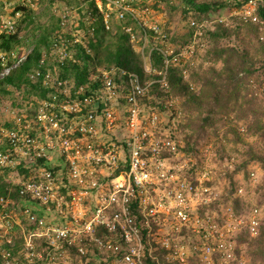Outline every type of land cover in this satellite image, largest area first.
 <instances>
[{"label":"built area","instance_id":"obj_1","mask_svg":"<svg viewBox=\"0 0 264 264\" xmlns=\"http://www.w3.org/2000/svg\"><path fill=\"white\" fill-rule=\"evenodd\" d=\"M79 1H85L81 7L55 10L60 33L30 74L33 82L42 80L43 88L54 93L41 101L33 118L17 110L16 127L0 129V170L11 171L6 193H0V262L189 264L196 258L200 264H247L243 250L237 251V239L240 234L259 236L264 209L249 208L247 222L236 234L210 216H201L212 171L206 162L198 165L181 151L176 134L182 114L175 99H158L157 106L146 102L154 99L155 83L169 92L171 68H181L185 80L190 78L199 66L198 57L206 52L210 32L236 24L224 18L198 20L188 13L190 42L173 50L171 34L148 20L149 2L154 0ZM224 1L241 4L232 18L261 24L257 13L264 0ZM88 4L97 8L106 31L112 29L113 16L121 22L131 16L139 31L124 28L130 42L153 44L163 58L160 70L151 63L145 67L158 80L143 82L120 66L95 65L89 85L98 87L86 96L85 87L60 79L49 59L76 63V46L94 38L96 11ZM80 10L85 29L80 28ZM15 24L7 20L0 34H16ZM86 53L93 56L92 50L86 48ZM0 58L5 61L6 56ZM251 86L264 91L254 80ZM190 88L194 90L193 83ZM233 195L243 198L244 187H236ZM183 233L189 235L186 244L179 241ZM16 245L17 258L12 257Z\"/></svg>","mask_w":264,"mask_h":264},{"label":"trees","instance_id":"obj_2","mask_svg":"<svg viewBox=\"0 0 264 264\" xmlns=\"http://www.w3.org/2000/svg\"><path fill=\"white\" fill-rule=\"evenodd\" d=\"M28 1L29 0H24L20 2L18 10H21L23 13L31 10L32 8L30 9L29 4H27ZM45 1L48 2L50 6H53L52 14L55 20L58 22V27L56 28L55 33H57L61 29L60 19L55 14V10L58 8L60 2L68 1L69 7H81L85 2L79 0ZM235 1L236 0H233V3ZM230 3L231 2L227 3L224 0H186V11L187 13H191L194 18L203 20L206 19V16L204 14H207L214 10L217 11V9L222 10L223 8H227L228 10L234 11V9H238L241 7V4L234 5ZM88 6L89 9H93L94 4H88ZM83 11L84 10H80L79 12L81 16V29L86 28L84 23L85 15L83 16ZM257 16L261 22V24L259 25L250 23L243 24L242 21L234 19L233 23L236 24V27L229 28L218 26L214 33L210 32L208 34V36L205 38V42L207 43L205 56H211V60L213 61V63L206 73V76L208 78H205V81L203 80V82H201V84L203 83V85L200 87V90L199 88H197L198 86H196V84L198 83L195 82V84V79H192V77H194L195 75L194 73H196L194 69L192 72H190V78L188 80H185L182 75L183 70L179 67H174L170 69V74L167 79L169 92L166 93V91L162 89L160 83H155L151 87V96L154 99H150L149 101L146 100V102L152 103V105L157 106L156 103L158 99L166 101L169 96L172 95L176 99H179L178 97L183 98L184 103L181 105L183 107L181 110H189L195 105V112L198 111L199 116L203 115L205 109L207 110V114L210 118H204L200 127H204L205 124H208L214 117V115L218 113V105L221 104V106H225L228 102H231L234 105L239 106L242 111L246 109V114L248 116V119H250L249 132L253 134H259L262 136V138H264V120L259 113V111L264 110L260 106H263L262 103H264V100L262 102L258 101V98L253 94L251 86V80H254L255 83L259 85H262L264 83V79L260 80L262 72L264 71V67L261 69L260 66L257 65L255 59L247 52V50H243V45L248 42V39L250 40L251 38H258L257 40L261 41V37L264 35V7L259 9ZM21 23V20L17 21V23L15 24L16 28L21 27ZM23 23L26 26H33L35 24V18L32 16V14H28V18L24 19ZM125 25H135L137 27L136 29H138L135 21L130 16L126 18ZM121 26L122 24L116 25V21H114V29L106 31L105 26L101 30H98L95 29V25L93 24L92 28H94V38L91 39V42L88 44V50H92L93 56L87 54L86 50L81 48L78 57V59L81 60L79 61V63L68 62L66 65L64 64L65 66L58 65L59 69H62V78L75 80L77 86H84V95L86 96L90 95L91 91L95 90L98 87V84L89 85V65H91L92 63L98 65L99 67L106 66L107 68L114 65L120 66L128 72L136 73L143 82L152 81L153 78L158 80L159 78H156L153 75L154 72H147L145 66L142 63H135V56L141 58L143 54H136L134 52L129 42L128 36L125 35L124 32H122ZM243 27L247 29L246 36H244ZM225 30H228V33L230 35V38L228 40L230 42L228 45L223 47L220 46L219 38H221L223 32H226ZM115 32H117V34H115ZM191 35L192 32L190 30L188 34L189 39L187 42H190ZM87 36L89 35L87 34ZM211 36L216 39V44L210 51L211 48H208V45L211 41ZM51 37L52 36L48 34L47 36H43V39L40 40V42L35 41L34 43H43L48 46V48H50ZM23 43L24 41L22 39L20 40L17 35H8L5 33L0 35V54L6 56L5 61L0 58V73L6 68L13 67L10 75H8L5 79L0 80V112H3L5 110H12L18 105H22L23 107L26 102L32 103L34 97L39 98V101L43 100L47 97L48 93H54V90H44L41 86V83H32L29 77H27L29 72L33 71L34 68L39 67V62L42 58V53L39 51V48H35L34 46V51L28 56L24 63L22 65L17 64L19 58L23 54ZM260 44V49L263 52L264 41H261ZM139 46L142 49L141 52L144 53L145 47H143V42H140ZM12 53H17L18 56L13 59L11 58ZM150 55L154 66L153 69L160 70L163 66V58L161 54H159L157 51H153L152 53H150ZM262 61L264 62V58H262ZM217 63L223 64V68L221 70L216 69L215 64ZM255 63L257 66L255 65ZM191 74L194 75L192 76ZM190 83L194 84V90H191ZM8 87H11V89L9 90ZM254 92L256 93V91ZM242 94L245 95L243 98V102L241 101L243 96ZM5 96H10V98H7ZM28 98H31V100H27ZM37 103L35 102V104H32L36 107ZM183 111H181L182 115L183 113H185V111ZM4 125L8 128L11 127L12 129L16 127L15 125L12 126L8 122ZM242 129L243 128H241V132L246 133V130ZM180 132L181 124L179 123L178 133L176 134L177 138ZM181 151L185 152L184 146H182ZM0 172L5 178L9 177L11 173L10 170H0ZM8 185L9 184L7 182V178L4 181L0 177L1 194L6 193ZM262 206L264 205H260V207ZM237 243L239 246L237 248V251H246L247 255L250 257V261L254 258L255 261H257V258L264 260V223L257 238L252 239L248 235L240 234L237 239ZM243 247H245V249H242ZM192 259L193 258H191V260Z\"/></svg>","mask_w":264,"mask_h":264},{"label":"rangeland","instance_id":"obj_3","mask_svg":"<svg viewBox=\"0 0 264 264\" xmlns=\"http://www.w3.org/2000/svg\"><path fill=\"white\" fill-rule=\"evenodd\" d=\"M20 2H22V0H0V26L4 21L12 18L13 11L15 8L19 7ZM61 4L69 5L68 1H63ZM29 6V8L32 9L28 11L29 13L24 12L23 16H20L22 26L17 27L18 35L24 41L22 53L27 54L34 46L35 48H39L40 52L47 51L49 49L48 46L43 43L38 44L34 42H40L43 36H47L48 34L52 36V34L55 33L58 22L52 14L53 6H50L45 0H30ZM150 6L154 12V20L160 22L164 26V29L171 33L172 40L170 44L173 50H178L185 46L188 43V34L190 31L186 25L188 16L186 11V0H175L172 4L171 0H154ZM93 10L96 11L95 29L101 30L104 27V20L95 6ZM219 10L221 9H217V11L214 10L204 15L211 21L224 18L227 22L231 23L234 20L231 16V10L227 8H223L221 11ZM28 14H32L35 18V24L33 26H26L23 23L24 19L28 18ZM243 28L244 36H246L247 29L245 27ZM225 31L226 32H223L221 35V38H219L220 46L223 47L230 42L228 40L230 38L228 30ZM257 39H248V42L243 45V50H247L255 59L257 65L262 69L264 67V62L262 61V58H264V51H261V41ZM215 40L216 39L211 36V41L208 45V48H211L210 51L216 44ZM150 51L151 46L146 47L144 53H137L134 51L136 54H143V58L135 56V63H142L144 66L146 62L148 64L149 61L147 58ZM205 55L206 52L198 57L199 66L194 70L196 73H194L195 75L193 74L194 77H192L193 80L195 79L194 83H198L195 84L198 86L197 88H199V90L203 85L201 82H203V80L205 81V78H208L206 73L213 63L211 60L212 57ZM215 67L217 70H221L223 64L217 63ZM262 79H264V71L262 72L260 80ZM257 85L263 87L264 83L262 85ZM8 88L9 90L11 89V87ZM254 91L255 90H253V94L258 98V101L262 102L264 91L260 88L256 93ZM242 95L241 101L243 102L245 95ZM5 97L10 98V96ZM172 97L178 104L177 109L183 111L181 110L183 108L181 105L184 103L183 98L178 97L179 99H176L173 95ZM27 100L30 101L31 98ZM38 101L39 98L34 97L32 103L35 104V102L37 103ZM262 104L263 106H260L264 109V103ZM194 107L189 110L187 109L188 111L184 110L185 113H183L180 122L181 132L178 136L180 137L181 145L185 147L186 154L188 153L193 161L198 164H200L201 161L206 162L209 169L212 171L211 179L207 185L208 193L205 195L207 203L200 212V215L206 214L213 218L214 221L216 220L219 223L225 224L223 227L224 230L231 229V232H235V234L239 233L247 222V218H244L247 210L254 205H264V138L259 134L249 132L250 119H248L246 109L242 111L239 106L231 102H228L225 106H221V104L218 105V113L215 114L211 121L205 124L204 127H200L202 120L204 118H210L207 114V110L205 109L203 115L199 116V112H195ZM26 108L30 115H34L36 109L34 105L32 108H30L29 105ZM262 111H259V113L264 120V110ZM8 119L9 113L6 110L0 112V125L5 124ZM241 128H243L242 130L245 129L246 133L241 132ZM252 173L255 174L254 177ZM0 177L4 181L8 178H5L1 172ZM238 186L244 187V197L239 200L233 195ZM239 221H242V225ZM180 240L184 244L188 243L189 235L186 233L181 234L179 236V241ZM193 240H196L195 236ZM242 249H245V247ZM19 250V246L16 245L12 252V257L17 258V252ZM243 252L247 258L246 251ZM249 259L248 264H264V260L257 258V261H255V258H251V262ZM0 264L2 263L0 262ZM189 264L200 263L196 258H193Z\"/></svg>","mask_w":264,"mask_h":264},{"label":"clouds","instance_id":"obj_4","mask_svg":"<svg viewBox=\"0 0 264 264\" xmlns=\"http://www.w3.org/2000/svg\"><path fill=\"white\" fill-rule=\"evenodd\" d=\"M22 1H24V0H22ZM175 0H171V4L174 2ZM61 2H63V1H61ZM61 2H60V4H59V8H64V7H69V5H62L61 4ZM154 1H150L149 2V6H150V4H152ZM30 3V0L28 1V4ZM20 5V4H19ZM73 7H77V6H73ZM150 8H151V6H150ZM17 12H21V16H23V12L21 11V10H18V8H15V10L13 11V15H12V18H11V20H13V21H15L16 23H17V21H19L20 20V17H18L17 16ZM130 16V15H129ZM128 17V16H127ZM131 17V16H130ZM9 20V19H8ZM148 20L149 21H152V22H154V23H158V24H160L163 28H164V26L160 23V22H156L155 20H154V12L152 11V8H151V13H150V15H148ZM7 21V20H6ZM6 21H4V22H6ZM114 21H116V25L117 24H122V32H124L125 33V35H127L128 36V34L125 32V29L124 28H131L133 31H135V32H137V31H139L138 29H136L137 27L135 26V25H133V26H127V25H125V23H126V21H123V22H121V21H118L117 19H115V17L113 16L112 17V19H111V22H112V29H114V27H113V23H114ZM3 22V23H4ZM2 23V24H3ZM2 26V25H1ZM1 26H0V30H1ZM17 29V28H16ZM111 29V30H112ZM61 30V29H60ZM60 30L57 32V33H54L52 36L53 37H51V46H52V41H53V38L57 35V34H59L60 33ZM167 31V30H166ZM2 34H4V33H2ZM6 34V33H5ZM115 34H117V32H115ZM171 34V33H170ZM1 35V34H0ZM11 35H17L18 36V38L21 40L22 38L18 35V32H16V34H11ZM128 38H129V36H128ZM171 40H172V36H171ZM129 42H130V40H129ZM171 42V41H170ZM89 44V43H88ZM88 44H85V45H78V46H76L77 47V50H78V52L80 51V49L82 48V49H84V50H86V48L88 49ZM130 44H131V46H132V48H133V50L134 51H136L137 53H142L141 52V48H140V46H139V43H135V44H133V43H131L130 42ZM148 46H151V51L149 52V56H148V61H149V63H151L152 65H153V63L151 62L152 60H151V55H150V53H152L153 51L155 52V51H157V49L155 50L154 49V45L153 44H148ZM86 47V48H85ZM143 47H147V45H145V44H143ZM30 50H32V52L34 51V48H31ZM50 50H51V47L46 51H43V52H50ZM43 52H41L42 53V55H43ZM158 52V51H157ZM159 53V52H158ZM17 54V53H16ZM93 54V53H92ZM26 55V53H23L22 54V56L19 58V60H18V62H17V64H20V65H22L23 63H24V61L28 58V56H27V58L26 59H23V57ZM17 56H18V54H17ZM16 56V57H17ZM14 59V58H13ZM79 61H81V60H79L78 59V62H76V63H79ZM68 62H72V61H70V60H67V61H65V62H63V63H59V62H57V61H55L54 60V58H50L49 59V63H50V65H51V67H53V68H56L57 69V71H58V73H59V77H60V79H62L63 81H69L71 84H74L75 85V87L76 88H80V87H84V86H77L76 85V82H75V80H70V79H64V78H62V69L60 70L59 69V67H58V65H61V66H65ZM72 63H74V62H72ZM148 63V64H149ZM65 64V65H64ZM146 65H147V62H146V64H145V67H146ZM90 67H89V78L91 77V72H90V70H91V68L92 67H94L95 66V64H91V65H89ZM154 67V66H153ZM12 69H13V67H10V68H6V69H4L1 73H0V80L1 79H5L8 75H10V73L12 72ZM36 69L37 68H34V70L33 71H31V72H29L28 73V75H27V77H29V79H30V81L32 82V83H34V84H38V83H41V86H42V88H43V85H42V80H39V81H35V82H33L32 80H31V78H30V74H32L34 71H36ZM8 72V73H7ZM5 73V75L4 76H2V74H4ZM44 89V88H43ZM44 90H46V89H44ZM46 91H48V90H46ZM48 95H49V93L47 94V97L45 98V99H47L48 98ZM45 99H43V100H45ZM43 100H40L38 103H37V105H36V109H35V111H34V115H30V113H28V109L26 108L28 105H29V107L30 108H32V106H33V104H30L29 102H27L26 104H24L23 105V107H22V105H18L17 107H15L14 109H12V110H8L7 112L9 113V119L8 120H6V122H5V124L8 122V123H10L12 126L13 125H15V115L13 114V112L15 113V112H17V110H23L24 111V114L26 115V116H28L29 118H33L34 116H35V114H36V112H37V109L40 107V103H41V101H43ZM33 116V117H32ZM4 125V124H3ZM3 125H0V129H2V130H5V131H11V130H13L11 127L10 128H8V127H6L5 125L3 126ZM199 165V164H198ZM8 179V178H7ZM237 200H239V199H237ZM256 206H259V205H256ZM260 207V206H259ZM264 206H262L261 208H263ZM264 209V208H263ZM248 259H249V257H248V255H247V264H248ZM249 261H250V259H249Z\"/></svg>","mask_w":264,"mask_h":264}]
</instances>
